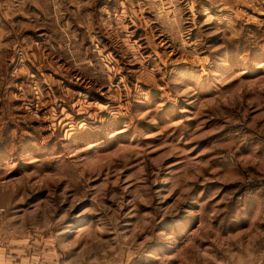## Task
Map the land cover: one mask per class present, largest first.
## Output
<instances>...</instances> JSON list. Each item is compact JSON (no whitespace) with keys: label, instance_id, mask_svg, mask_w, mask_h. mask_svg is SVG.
I'll return each instance as SVG.
<instances>
[{"label":"rangeland","instance_id":"obj_1","mask_svg":"<svg viewBox=\"0 0 264 264\" xmlns=\"http://www.w3.org/2000/svg\"><path fill=\"white\" fill-rule=\"evenodd\" d=\"M141 1L70 62L0 51V241L264 264V1Z\"/></svg>","mask_w":264,"mask_h":264},{"label":"crops","instance_id":"obj_2","mask_svg":"<svg viewBox=\"0 0 264 264\" xmlns=\"http://www.w3.org/2000/svg\"><path fill=\"white\" fill-rule=\"evenodd\" d=\"M137 1L0 0V51L10 52L12 47L19 45L25 55L31 56L32 61L28 58V62L34 67L37 53L42 55L38 62L44 56L47 59L57 56L63 62H70V54L83 46L74 39L95 37L102 34L104 23H114L124 16L128 18L130 12L135 16ZM158 1L163 5V0ZM250 1L255 5L264 0ZM155 2L143 0L141 4ZM198 2L192 0V4ZM220 2L226 4V0ZM70 39L74 40L73 44ZM50 65L55 69L52 63ZM4 242L0 241V264H61L62 258L49 240L42 246L34 240H16L10 245Z\"/></svg>","mask_w":264,"mask_h":264}]
</instances>
